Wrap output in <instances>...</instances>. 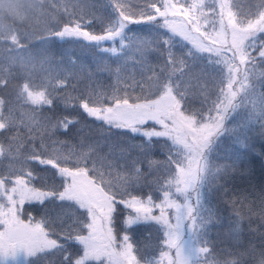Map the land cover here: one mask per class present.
Here are the masks:
<instances>
[{
	"label": "snow or ice",
	"instance_id": "snow-or-ice-1",
	"mask_svg": "<svg viewBox=\"0 0 264 264\" xmlns=\"http://www.w3.org/2000/svg\"><path fill=\"white\" fill-rule=\"evenodd\" d=\"M65 12L40 42L43 75L12 77L7 97L0 78V264H191L183 230L208 258L214 140L230 114L264 127V0H76ZM227 202L237 218L245 202L264 216V188ZM149 226L157 247L141 262L133 233Z\"/></svg>",
	"mask_w": 264,
	"mask_h": 264
},
{
	"label": "trees",
	"instance_id": "trees-1",
	"mask_svg": "<svg viewBox=\"0 0 264 264\" xmlns=\"http://www.w3.org/2000/svg\"><path fill=\"white\" fill-rule=\"evenodd\" d=\"M75 2L76 0H0V78L8 77L10 80V88L4 93L6 97L14 88L12 77L43 75L48 58L37 54L41 48L40 42L50 37L55 25L63 23L65 6ZM241 2L246 4L249 0ZM66 47L69 49V56H80L95 70L96 65L90 57L80 53L74 46ZM96 79L107 84L108 74L97 72ZM10 103L19 106L15 97L11 98ZM21 112L27 114L28 109L21 106ZM231 118L232 114L226 121V128L230 125ZM224 132L214 140L212 150ZM243 133L245 146L236 145L232 150L225 151L219 142L220 151L212 158V163L216 166L215 177L207 190L209 201L216 212V222L208 232V247L211 249L209 257L203 258L204 250L195 243L193 234L187 230L181 233L180 244L183 251L186 250L185 246L192 251L190 256L185 257L191 258V264L209 259L227 261L230 264H264V248L260 247L264 243V216L258 211L250 212V204L245 202L237 204V218L227 202L233 194H250L255 198L257 192L264 188V127L256 122L245 128ZM8 163L9 161L0 160V166ZM158 236L159 233L151 226L141 227L133 233L141 262L153 256ZM172 256H176L175 251Z\"/></svg>",
	"mask_w": 264,
	"mask_h": 264
},
{
	"label": "rangeland",
	"instance_id": "rangeland-1",
	"mask_svg": "<svg viewBox=\"0 0 264 264\" xmlns=\"http://www.w3.org/2000/svg\"><path fill=\"white\" fill-rule=\"evenodd\" d=\"M240 4H242L241 0L238 1ZM235 115V114H232V116ZM239 122L237 121H234L232 118L230 119V125L227 126L226 128V131L224 132V134L222 135L223 137L221 138V140L219 141L220 142V147L225 149V151H230L233 149V147H235L236 145L238 147H243L245 146L246 144V141H245V137H244V133H243V130L247 127H245V121L244 119L242 118H238ZM219 142L216 144V146L213 148V153L212 155H210V159L212 161V158L215 154H218V152L220 151V148H218L219 146ZM218 148V149H217ZM209 193H208V190L205 194V207L207 208H210L215 217H216V212L213 208V206L211 205L210 201H209V197H208ZM216 222V220H214L212 223L208 224L205 228V230L203 231V233H201V236L204 238V239H208V232L211 228V226ZM106 237H110L111 233L110 232H107L104 234ZM195 239V237H194ZM195 243H198L200 244V241L195 239ZM186 250L183 251V255L184 257L186 256H190L192 251H190V249L185 246ZM192 264H230L229 262L227 261H219V260H216V259H209L207 261H200V262H195V263H192Z\"/></svg>",
	"mask_w": 264,
	"mask_h": 264
}]
</instances>
